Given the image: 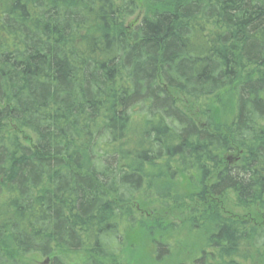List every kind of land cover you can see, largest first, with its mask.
Segmentation results:
<instances>
[{
  "label": "trees",
  "instance_id": "obj_1",
  "mask_svg": "<svg viewBox=\"0 0 264 264\" xmlns=\"http://www.w3.org/2000/svg\"><path fill=\"white\" fill-rule=\"evenodd\" d=\"M146 191L264 264V0H0V264L115 262Z\"/></svg>",
  "mask_w": 264,
  "mask_h": 264
},
{
  "label": "rangeland",
  "instance_id": "obj_2",
  "mask_svg": "<svg viewBox=\"0 0 264 264\" xmlns=\"http://www.w3.org/2000/svg\"><path fill=\"white\" fill-rule=\"evenodd\" d=\"M178 105L184 108V106L190 104L182 99ZM181 182L182 184L180 185V188L184 189L186 183L184 180H181ZM155 199L156 196L152 192L150 193L146 191L145 193H142L139 197V202L136 203V211H145L148 220H150V216L156 211L160 214L164 213L171 223L170 227L162 232L158 230L155 232L153 231V235L149 232L143 233L140 230L127 229L124 234L127 240V246L124 253L121 254L115 262L106 260L105 264H197L196 259L200 257L203 247L206 244L205 236L199 231L191 232L190 222L183 223L185 219H191V215L188 212H178L177 206L174 207L172 205L171 207V204L168 201L167 204H163L169 205V211H161V208H159L156 201L158 200L160 203L161 200L158 198ZM140 205L142 209L140 208ZM225 213L232 216L245 215L244 210H242V208H236L230 199L225 203ZM253 215L255 216V214ZM256 216H258V213ZM181 226L183 228L182 230H180ZM167 238L171 242H169ZM164 239L170 243L171 255L167 257L163 256L166 259L158 262L153 256L155 247V244L153 243L156 241H164ZM62 257L69 264H81L86 261V255H84V253L70 254ZM45 261V259H38L36 263L44 264ZM246 264H249V262H246Z\"/></svg>",
  "mask_w": 264,
  "mask_h": 264
},
{
  "label": "water",
  "instance_id": "obj_3",
  "mask_svg": "<svg viewBox=\"0 0 264 264\" xmlns=\"http://www.w3.org/2000/svg\"><path fill=\"white\" fill-rule=\"evenodd\" d=\"M49 263V260H46L44 264H48Z\"/></svg>",
  "mask_w": 264,
  "mask_h": 264
}]
</instances>
